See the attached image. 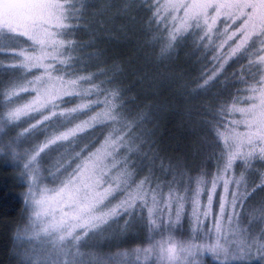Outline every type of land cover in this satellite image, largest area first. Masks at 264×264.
<instances>
[{
    "label": "snow or ice",
    "instance_id": "6c2138e0",
    "mask_svg": "<svg viewBox=\"0 0 264 264\" xmlns=\"http://www.w3.org/2000/svg\"><path fill=\"white\" fill-rule=\"evenodd\" d=\"M93 7L91 0H4L0 56L12 61L2 70L13 76L0 81V159L11 160L27 186L22 220L13 235L17 264H206L203 253H211L217 264L221 259L229 264L233 257L250 256L253 249L264 261V205L249 203L264 192V0H142V10L151 13L146 38L151 32V41L161 43V57L187 39L185 33L199 34L200 44L213 51L219 67L210 70L205 85L229 58L248 61V79L237 81L245 85L238 90L244 94L232 97L231 103L226 98L213 120L205 122L212 133L209 159H215L216 172L192 176L191 169L181 171L186 182L166 179L180 171L178 162L155 150L150 149L151 156L141 152L153 133L144 128L137 134L136 129L152 119L151 105L132 115L131 109L125 111L126 90L101 88L91 83L93 76L77 74L75 66L84 59L81 50L91 45L69 37L88 29L80 21L87 20ZM221 17L222 32L216 29ZM214 30L219 33L215 37ZM225 44L226 53L220 51ZM20 93L34 95L18 104ZM92 95L96 99L88 98ZM78 97L81 103L75 107L57 110L58 101ZM93 108L99 110L90 121L46 134L53 120L70 123L73 113ZM237 114L239 119L233 118ZM91 121L120 127H113L101 146L66 177L67 168L46 176L41 168L45 150L52 151L50 145L67 140ZM10 131L15 135H8ZM42 135L45 140L39 142ZM123 152L131 155L121 163L117 157ZM164 159L169 160L167 167ZM237 162L238 175L233 172ZM145 168L147 174L137 180ZM46 180L60 186L50 189ZM118 195L122 198L113 204ZM121 213L130 217L128 228L114 239L139 226L137 246L117 244L116 251L107 253L81 251L104 232L100 225L113 217L122 219Z\"/></svg>",
    "mask_w": 264,
    "mask_h": 264
},
{
    "label": "trees",
    "instance_id": "16d2710c",
    "mask_svg": "<svg viewBox=\"0 0 264 264\" xmlns=\"http://www.w3.org/2000/svg\"><path fill=\"white\" fill-rule=\"evenodd\" d=\"M91 2L94 7L89 9L87 20L80 21L81 24L87 23L88 29L69 37L91 45L81 50L84 59L75 66L77 74L93 76L92 80L99 83L101 88L127 89L124 96L130 90L132 94L138 95L136 98L142 104L158 100L167 102L170 109L166 114V123L155 143L161 156L173 160L175 155L181 152L190 154L202 147L207 137L203 130V122L207 117L205 107L212 100L216 108L219 105L221 107L226 98L229 102L232 101V97L242 93L238 90H243L245 85L237 81L241 77L248 79L244 71L245 59L237 61L236 58L231 61L218 73L214 82L203 85L208 75L205 72L207 65L200 63L202 52L199 48L190 47L192 45L190 38L182 40L179 61L171 66L164 63L163 57L158 56L161 48L159 42L153 43L156 46L155 53L153 49L148 59L143 57L149 50L147 48L149 42H152L150 39L152 33H147L146 38L144 29L147 17L151 13L142 10V0H91ZM117 8L120 11H117ZM124 17H131L134 21L129 30L132 29L135 39L134 44L130 46H124L118 40L121 33L120 25H125ZM186 42L190 44L186 45ZM187 52L190 55V62L186 60ZM125 74L126 78L122 79ZM106 81L112 83H106L107 85L102 83ZM223 87L226 90L222 92ZM129 96L123 97V101L132 100ZM73 103L74 101L70 100L63 103V106H70ZM99 134V129H95L92 135L85 136V141L90 140L93 143L91 148ZM82 140L81 138L78 142L81 143ZM17 175L12 166L0 164V264H11L15 226L22 220L25 184H22Z\"/></svg>",
    "mask_w": 264,
    "mask_h": 264
},
{
    "label": "rangeland",
    "instance_id": "374dc122",
    "mask_svg": "<svg viewBox=\"0 0 264 264\" xmlns=\"http://www.w3.org/2000/svg\"><path fill=\"white\" fill-rule=\"evenodd\" d=\"M160 3H163L164 0H159ZM3 4H4V0H0V17H3L4 15V9H3ZM224 19V17H221L220 20L217 21V25H216V29H219L221 32L224 29V25L223 23H221V21ZM111 21L114 19H110ZM123 20L124 22V26L120 25L121 28H119L120 30V35L118 36V40L122 43V45L124 46H130L132 44H134V32H132V29L129 30V28L133 25V22L131 17H124ZM232 22H229V26H231ZM155 26V24H154ZM238 26V25H237ZM163 27V26H161ZM155 28V27H153ZM191 31V30H190ZM219 33L216 32V30L213 31V36L215 37L216 35H218ZM198 35L197 36H189L187 33H185V36H187V38L191 39V43L192 45L190 47H192L193 49H197L199 48V50L202 52L201 54V58H200V63H205V65H207V69H209V71L206 72V74H208L206 76L205 79H207L208 76L211 75V69L213 67H219V62L218 61H213L212 57L214 55L213 51L211 49H206L204 48L201 44L200 41L198 39ZM235 39V38H233ZM195 41V42H194ZM2 38H0V43H2ZM154 44H158V42H149L148 45V52H146L143 57L145 59H148L149 55L151 56L153 53V49L156 47L153 45ZM160 43V42H159ZM183 41L181 40L179 42V44H177L175 46L174 51H172L170 54L165 55L162 59L164 60L165 64H168V66L173 65L174 63H177L179 61V49L180 46H183ZM216 43H219V40L216 41ZM186 45H189V42L185 43ZM196 44L197 46L195 47ZM257 47H259V45H257ZM229 50V46L228 44H225L224 47L222 49H220L221 52H227ZM154 53H155V49H154ZM158 56H160V52H158ZM237 57H231L229 58L228 62L225 64L228 65L231 61L235 60ZM186 60H190V55L187 52L186 55ZM242 60V59H239ZM193 62V61H192ZM244 63L247 65L248 61L245 59ZM12 64V61L10 59H5L3 56L0 57V81H7L8 78L13 76V73L11 72H4L2 70V67H8ZM224 66V67H225ZM222 71V69H221ZM220 71V72H221ZM219 72V73H220ZM218 75V73H217ZM80 76H85V75H80ZM217 76L212 77V81H209V84L214 82V80L216 79ZM122 79L126 78V74L123 75L121 77ZM92 84H99L97 82H94L93 80L91 81ZM105 85H107L106 83H104ZM203 85H205L204 81H203ZM208 85V84H207ZM88 85L85 84L84 87H87ZM103 88V87H102ZM2 87H0V91ZM127 90V89H126ZM226 89L223 87L221 89V91H225ZM129 93V94H128ZM226 93V92H224ZM244 94L243 92L240 94L242 95ZM34 95V93L32 94ZM32 95H28L25 93H20V99L17 101L18 104H25L28 103L31 99H32ZM128 95H130L132 97V100H125V111H127L128 109H131V114L135 115L136 113L140 112L144 106L146 104H142L141 101L137 100L136 97H138V95H134L131 93V91L129 90L125 96L123 97H128ZM129 96V97H130ZM89 99H96V97L94 95L89 96ZM103 97H101L102 99ZM67 99V98H64ZM162 99V98H159ZM74 103L70 106H63V103H60L59 101L58 103V109H70L75 107L76 105H78L79 103H81V99L78 97L76 99L73 100ZM232 101H229L228 103H231ZM224 103V102H223ZM149 105H151V111H152V119L150 121H146L140 128L136 129V133L140 134L143 132L144 128H147L149 130L152 131L153 135L151 138V143H147L145 142L143 145V148L141 149L142 153H147L149 156H151V150H155L158 151L159 154L160 150L158 146H155V143L158 140V135H160L162 133L163 130V126L166 123L165 122V118H166V114L169 112V105L167 102L163 103L162 101H156L153 102L151 101V103H148ZM101 107H103V105H101ZM220 105L218 106V108H216V104L214 102V100L211 101V103L207 104L205 107V111H206V115L207 117L205 118V120L203 118H201V120L203 122V130L206 134V140L204 145H202V147L197 148L195 151L190 152V154H188L187 152H181V154L179 155H175V159H171V161L173 163L178 162L180 165V171H173L171 172L166 179L167 180H172L173 178H175L177 181L183 179L187 180V176H181L180 172L184 171V172H188L189 169H191L192 171L188 172V175H192V176H196L198 174H201V172H205V171H210L212 174H214L216 172V161L214 158H212L211 160L209 159V154L212 152V147H211V143H212V133L209 132V127L208 124H206V121H212L213 117L216 113H218L220 110ZM99 109L93 108L91 111H89L88 109H80L79 113H73V116L75 118H69L70 119V123L67 121H56L53 120V123L47 126V135H51L53 132H63L66 131L68 128H75L77 125H81L84 124V122L90 121V118L93 117L96 113V111H98ZM203 113V112H202ZM201 113V114H202ZM45 115H47V113H45ZM235 119H239V114H237L235 117H233ZM37 119H39V117H37ZM29 123H35V121H29ZM62 125V126H61ZM105 125H108L107 127H105ZM24 127H27V124L24 125ZM116 127L119 128L120 125H111V123L109 121H101V122H96V121H91L90 123L85 124V126H83L79 131L75 132L72 136L68 137L67 140H63V141H57L56 144L54 145H50L49 148L53 149L52 151H48L47 149L45 150L46 152H48V155L45 157L44 161L41 162V168L42 171L46 170L44 172V174L46 176H51L53 174H56L57 172H63L65 168H67V172L64 173V176L66 177L68 173H71L73 171V169H75L77 167L78 164H82L84 160L87 159V157L95 152L103 143L105 137H107L109 135V133L112 131V128ZM95 129H99V135L97 137H95V145L91 148V144H93L92 142L89 141H85L86 137L85 136H89L92 135L95 132ZM43 131V129H42ZM208 134V135H207ZM8 135H15L14 131H10L8 132ZM83 139L82 142H78L79 139ZM45 137L42 135L39 137V142H44ZM24 147H28V145H24ZM61 149V151H60ZM52 153V154H49ZM218 154V152H217ZM126 155H131L130 153L127 152H123L120 154L119 157H117V159H119L121 161V163L123 162V159ZM135 157H133V160L135 161ZM109 163L111 161H108ZM143 163L147 164V161H143ZM161 163L160 160L156 161L157 166ZM164 165L167 167L169 160L168 159H164L163 160ZM0 164H4V165H10L13 167V169L15 171H17V177H19V170L14 167V165L12 164L11 160H9L8 162H5L3 159H0ZM71 164V167L69 168L68 165ZM240 166H239V162H237V165H234L233 168V172L238 175L239 171H240ZM115 174V173H113ZM147 174V168H145V172L142 173L139 177H136L137 180L142 179L144 175ZM157 174L159 175L160 173L157 172ZM259 183V180H257V184ZM45 184L50 188H58L60 186L59 181L56 182H51L46 180ZM27 191V186L25 184V189L23 194ZM222 191V188H218V192ZM264 196V192H257L255 195L254 200L250 201L249 203L255 206H259V201L260 198ZM122 196H117L116 200H113L112 203L115 204L119 199H121ZM218 199V197L216 198ZM23 201H24V196H23ZM121 216H123V213H121ZM130 217L127 216H123V218H119V217H113L111 218L109 221H106L105 224L100 225V228L104 229V232L101 233L100 235H98L97 238L93 239V240H89L87 241L88 246L84 247L81 249L82 252L84 253H89V252H104L107 253L109 251H116L115 245L120 244L122 245V247H135L139 244V239L140 236L142 235V232L139 231V226H134L133 229L131 231H129L124 237H120V239H114V235L118 234L120 232H123L124 230H126L128 228V225L125 223L126 220H129ZM247 223V221H245ZM135 241V243L133 242ZM16 243V242H15ZM21 251L23 250L22 248L20 249ZM206 264H217L216 258L214 256H212L211 253H203L202 254ZM18 261V256L16 254L15 248L13 249V258L11 261V264H17ZM221 264H223V261L221 259ZM229 264H264V261H262L259 258V255L256 253L255 249H253L251 255H245V256H239V257H233L232 260L229 262Z\"/></svg>",
    "mask_w": 264,
    "mask_h": 264
},
{
    "label": "clouds",
    "instance_id": "9594fccd",
    "mask_svg": "<svg viewBox=\"0 0 264 264\" xmlns=\"http://www.w3.org/2000/svg\"><path fill=\"white\" fill-rule=\"evenodd\" d=\"M252 205V204H251ZM261 205H264V196H262L261 198H260V201H259V206L258 207H260ZM253 207H257V206H255V205H252ZM261 227H264V223H262L261 224Z\"/></svg>",
    "mask_w": 264,
    "mask_h": 264
}]
</instances>
